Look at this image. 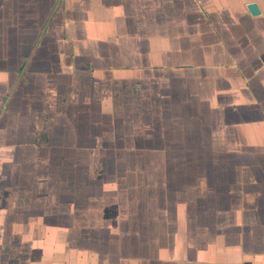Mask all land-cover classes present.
Wrapping results in <instances>:
<instances>
[{
    "label": "crops",
    "instance_id": "1",
    "mask_svg": "<svg viewBox=\"0 0 264 264\" xmlns=\"http://www.w3.org/2000/svg\"><path fill=\"white\" fill-rule=\"evenodd\" d=\"M0 264H264V0H0Z\"/></svg>",
    "mask_w": 264,
    "mask_h": 264
},
{
    "label": "rangeland",
    "instance_id": "2",
    "mask_svg": "<svg viewBox=\"0 0 264 264\" xmlns=\"http://www.w3.org/2000/svg\"><path fill=\"white\" fill-rule=\"evenodd\" d=\"M41 199H44V198H38V200H39V203L40 204H42V200ZM72 200H74L75 201V199L74 198H69V197H59V200H58V202H59V204L58 205H61L62 203L61 202H67V201H71V203H72ZM61 203V204H60ZM65 204V203H64ZM81 205V204H80ZM75 206H78V203L76 202V204H75ZM75 208H77V207H75ZM37 215L39 216V217H41L43 220H45L44 218H45V214L43 213V212H37Z\"/></svg>",
    "mask_w": 264,
    "mask_h": 264
},
{
    "label": "water",
    "instance_id": "3",
    "mask_svg": "<svg viewBox=\"0 0 264 264\" xmlns=\"http://www.w3.org/2000/svg\"><path fill=\"white\" fill-rule=\"evenodd\" d=\"M246 8L252 16L260 14V10L255 3L247 4Z\"/></svg>",
    "mask_w": 264,
    "mask_h": 264
}]
</instances>
